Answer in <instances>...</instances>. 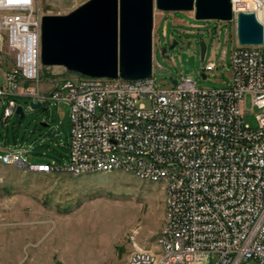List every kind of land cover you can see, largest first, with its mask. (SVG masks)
Returning a JSON list of instances; mask_svg holds the SVG:
<instances>
[{
  "label": "built area",
  "instance_id": "2783aa9c",
  "mask_svg": "<svg viewBox=\"0 0 264 264\" xmlns=\"http://www.w3.org/2000/svg\"><path fill=\"white\" fill-rule=\"evenodd\" d=\"M230 3L233 27L238 13H252L263 42L233 50L224 88L199 89L185 77L156 88L152 76L127 81L76 73L75 85L54 83L45 93L35 55L37 0H0V42L12 56L0 84L2 120L15 114L13 98L24 97L63 104L70 122L66 164L29 163L22 148L0 150V160L72 176L104 167L161 185L159 251L135 246L128 264H155V256L162 264H208L213 254L214 264H264V0ZM214 66L208 62L203 72ZM247 97L257 111L254 127L244 122Z\"/></svg>",
  "mask_w": 264,
  "mask_h": 264
},
{
  "label": "rangeland",
  "instance_id": "374dc122",
  "mask_svg": "<svg viewBox=\"0 0 264 264\" xmlns=\"http://www.w3.org/2000/svg\"><path fill=\"white\" fill-rule=\"evenodd\" d=\"M86 1L37 0V6L42 16L65 15ZM154 14L157 20L159 13ZM235 30L232 22L199 21L186 11L164 12L153 31L152 66L163 70L152 72L156 88L180 77L191 78L199 89L229 85L231 55L238 46ZM208 62L215 70L204 73ZM11 66L12 56L0 42V84ZM74 75L62 67L41 65V91L49 93L54 83ZM13 99L25 116L19 120L14 114L3 121L0 105V150L25 149L29 163L66 164L68 113L53 101L32 111L31 99ZM140 103L149 106L147 100ZM245 110V124L254 127L257 111L249 97ZM164 219L162 186L130 173H35L0 161V264H128L135 246L159 251L155 238ZM217 257L211 255L208 264Z\"/></svg>",
  "mask_w": 264,
  "mask_h": 264
},
{
  "label": "water",
  "instance_id": "95a60500",
  "mask_svg": "<svg viewBox=\"0 0 264 264\" xmlns=\"http://www.w3.org/2000/svg\"><path fill=\"white\" fill-rule=\"evenodd\" d=\"M155 11L193 12L199 21L230 22L233 17L230 0H88L68 14L42 16L41 65L62 67L87 77L127 81L162 73L152 66ZM235 31L239 46L263 42L262 25L252 13L236 15ZM204 52L201 43V59ZM28 106L32 111L42 107L32 101ZM60 108L65 111L63 104ZM15 114L19 120L25 116L21 106L16 107Z\"/></svg>",
  "mask_w": 264,
  "mask_h": 264
},
{
  "label": "bare ground",
  "instance_id": "6f19581e",
  "mask_svg": "<svg viewBox=\"0 0 264 264\" xmlns=\"http://www.w3.org/2000/svg\"><path fill=\"white\" fill-rule=\"evenodd\" d=\"M40 35H41V28H35V55L37 56V61H40ZM215 70V66H214ZM62 83H67L68 85H75V78H70L62 81ZM3 164L9 165L7 161L0 160ZM94 173H105L104 167H96L90 174ZM131 174V173H130ZM146 182L156 183V181H151L150 179H142ZM166 186H173V179H166ZM155 264H162V256H155Z\"/></svg>",
  "mask_w": 264,
  "mask_h": 264
},
{
  "label": "crops",
  "instance_id": "0c3cea01",
  "mask_svg": "<svg viewBox=\"0 0 264 264\" xmlns=\"http://www.w3.org/2000/svg\"><path fill=\"white\" fill-rule=\"evenodd\" d=\"M155 12H158V11H155ZM158 13H159V16L157 17V20L155 18L156 14H154L153 31H154V29H157L160 19H162L164 17V13H162V12H158ZM163 34H164V32H163ZM164 37H165V34H164Z\"/></svg>",
  "mask_w": 264,
  "mask_h": 264
}]
</instances>
